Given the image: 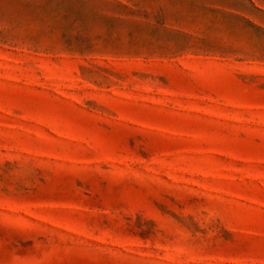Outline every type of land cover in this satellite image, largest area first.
I'll return each mask as SVG.
<instances>
[{
    "label": "rangeland",
    "instance_id": "374dc122",
    "mask_svg": "<svg viewBox=\"0 0 264 264\" xmlns=\"http://www.w3.org/2000/svg\"><path fill=\"white\" fill-rule=\"evenodd\" d=\"M0 264H264V0H0Z\"/></svg>",
    "mask_w": 264,
    "mask_h": 264
}]
</instances>
